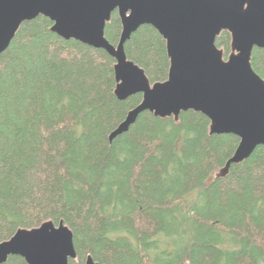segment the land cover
Here are the masks:
<instances>
[{
	"label": "trees",
	"instance_id": "1",
	"mask_svg": "<svg viewBox=\"0 0 264 264\" xmlns=\"http://www.w3.org/2000/svg\"><path fill=\"white\" fill-rule=\"evenodd\" d=\"M43 15L25 21L0 55V242L19 229L64 221L77 258L101 264H264V145L217 177L240 138L211 134L201 112L161 118L120 100L116 59L52 31ZM118 11L105 35L117 45ZM228 31L216 44L231 53ZM151 83L168 79L166 41L142 25L125 44ZM251 63L264 79V48ZM3 264H27L10 256Z\"/></svg>",
	"mask_w": 264,
	"mask_h": 264
},
{
	"label": "water",
	"instance_id": "2",
	"mask_svg": "<svg viewBox=\"0 0 264 264\" xmlns=\"http://www.w3.org/2000/svg\"><path fill=\"white\" fill-rule=\"evenodd\" d=\"M115 11L123 26L117 45L105 35ZM40 15L48 17L52 31L64 39L105 49L116 59L115 94L120 100L143 94L110 140L128 131L144 111L175 120L182 112H201L210 120L211 134L240 138L217 177L226 176L232 164L264 145V79L251 63L254 48H264V0H0V55L20 26ZM146 24L166 41L170 69L163 82L151 83L126 54V42ZM223 31L232 37L227 58L216 44ZM13 255L27 264H69L77 258L74 233L64 221L19 229L0 242V264ZM86 264L101 263L89 255Z\"/></svg>",
	"mask_w": 264,
	"mask_h": 264
},
{
	"label": "bare ground",
	"instance_id": "3",
	"mask_svg": "<svg viewBox=\"0 0 264 264\" xmlns=\"http://www.w3.org/2000/svg\"><path fill=\"white\" fill-rule=\"evenodd\" d=\"M4 51H5V50H4ZM4 51H3V52H4Z\"/></svg>",
	"mask_w": 264,
	"mask_h": 264
},
{
	"label": "rangeland",
	"instance_id": "4",
	"mask_svg": "<svg viewBox=\"0 0 264 264\" xmlns=\"http://www.w3.org/2000/svg\"><path fill=\"white\" fill-rule=\"evenodd\" d=\"M10 240V239H9Z\"/></svg>",
	"mask_w": 264,
	"mask_h": 264
}]
</instances>
